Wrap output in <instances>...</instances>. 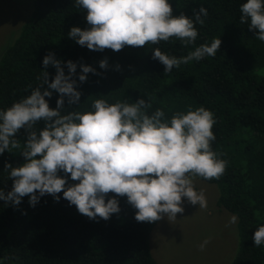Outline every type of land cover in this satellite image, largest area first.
<instances>
[{
  "label": "trees",
  "instance_id": "trees-1",
  "mask_svg": "<svg viewBox=\"0 0 264 264\" xmlns=\"http://www.w3.org/2000/svg\"><path fill=\"white\" fill-rule=\"evenodd\" d=\"M30 1L29 17L0 53V109L26 97L29 86L41 82L37 77L44 70L42 60L51 52L58 60L84 63L101 73L88 74L87 82L78 87L81 112L90 110L98 98L131 103L148 97H154L150 111L162 108L166 118L189 107L211 110L217 121L212 148L224 154L221 158L228 166L219 180L198 179L215 185L217 206L237 217L235 254L226 264H264V245L255 247L252 240L256 228L264 224V42L240 23L239 6L246 0H169L175 16L183 12L192 18L193 9H207L204 25H196L195 44L161 42L139 49L126 47L119 53L92 52L68 38L72 27H87L86 12L74 6L75 0ZM213 38L222 41L214 58L192 61L167 75L163 65L151 58L155 47L180 57ZM105 57L107 71L98 64ZM117 64L120 71L115 70ZM47 71L51 80L55 69ZM57 99L54 92L51 108ZM77 107L69 108L65 102L67 111ZM17 139L23 144V132ZM5 162L13 167L22 164L20 150L0 155V188L7 192L12 181L4 171ZM120 208L108 221L94 222L62 198L56 203L47 196L32 208L25 197L18 209L0 201V264H157L149 247L157 222L138 223L126 198H120Z\"/></svg>",
  "mask_w": 264,
  "mask_h": 264
},
{
  "label": "clouds",
  "instance_id": "clouds-1",
  "mask_svg": "<svg viewBox=\"0 0 264 264\" xmlns=\"http://www.w3.org/2000/svg\"><path fill=\"white\" fill-rule=\"evenodd\" d=\"M74 6L86 12L87 27H72L68 38L99 53L175 41L189 47L198 38L196 25L203 26L208 16L205 7L193 9L192 18L183 12L175 16L169 0H75ZM239 12L240 23L264 42V0H246ZM221 44L220 38H213L180 57L155 47L151 58L163 65L167 75L192 61L214 58ZM98 64L109 69L107 57ZM42 66V76L37 77L41 82L29 86L30 94L0 109V155L18 149L23 158L16 167L5 162L12 185L7 192L0 188V201L18 209L25 197L32 208L44 197L51 196L56 203L62 198L80 215L99 222L120 213V198H126L135 210L134 219L149 224L175 221L183 215L185 202L207 208V197L203 190L197 191L194 180H219L228 166L221 158L224 154L212 148L217 121L211 110L189 107L166 118L162 108L150 111L154 97H148L131 103L98 98L90 110L81 112L78 87L87 82L88 74L101 73L84 63L58 60L51 52ZM49 67L55 69L51 80ZM115 70L120 71L119 64ZM54 92L58 99L51 108ZM66 101L69 108L78 107L67 111ZM21 132L23 144L17 139ZM236 221L233 215L229 223ZM252 240L255 247L264 245V224L256 228ZM207 243L200 245L201 251Z\"/></svg>",
  "mask_w": 264,
  "mask_h": 264
},
{
  "label": "rangeland",
  "instance_id": "rangeland-1",
  "mask_svg": "<svg viewBox=\"0 0 264 264\" xmlns=\"http://www.w3.org/2000/svg\"><path fill=\"white\" fill-rule=\"evenodd\" d=\"M29 1L0 0V53L29 17ZM194 184L197 191H204L207 208L185 202L183 215L178 214L175 221L157 222L149 239L157 264H226L235 254L236 223L230 224L233 215L217 206V187L198 178ZM205 240L208 243L201 251Z\"/></svg>",
  "mask_w": 264,
  "mask_h": 264
}]
</instances>
